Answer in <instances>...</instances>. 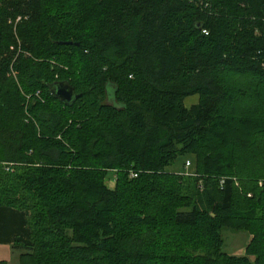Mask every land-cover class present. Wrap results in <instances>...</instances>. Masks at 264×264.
<instances>
[{"label": "trees", "instance_id": "obj_1", "mask_svg": "<svg viewBox=\"0 0 264 264\" xmlns=\"http://www.w3.org/2000/svg\"><path fill=\"white\" fill-rule=\"evenodd\" d=\"M0 206L18 264H264V0H0Z\"/></svg>", "mask_w": 264, "mask_h": 264}, {"label": "crops", "instance_id": "obj_2", "mask_svg": "<svg viewBox=\"0 0 264 264\" xmlns=\"http://www.w3.org/2000/svg\"><path fill=\"white\" fill-rule=\"evenodd\" d=\"M197 101L198 96L191 95L184 99V105L190 107ZM171 167L172 165L168 166L167 170L175 171ZM108 180H112V178ZM113 186L114 181L110 188ZM26 220L23 211L13 207L0 206V264H18L19 256L23 252L20 245L29 243V230Z\"/></svg>", "mask_w": 264, "mask_h": 264}, {"label": "rangeland", "instance_id": "obj_3", "mask_svg": "<svg viewBox=\"0 0 264 264\" xmlns=\"http://www.w3.org/2000/svg\"><path fill=\"white\" fill-rule=\"evenodd\" d=\"M190 157H180L177 158L173 164L172 169L177 172L184 171L183 164L186 159H189ZM109 178L105 179V183L107 186L111 187L113 183L112 180H108ZM248 233L243 231H234V230H224L223 231V237H224V246L223 249L225 252L233 255H242L244 253V247L247 243L248 239Z\"/></svg>", "mask_w": 264, "mask_h": 264}, {"label": "water", "instance_id": "obj_4", "mask_svg": "<svg viewBox=\"0 0 264 264\" xmlns=\"http://www.w3.org/2000/svg\"><path fill=\"white\" fill-rule=\"evenodd\" d=\"M50 92L58 100L65 104H70L75 101L79 94L75 93L74 88L68 81H58L51 88Z\"/></svg>", "mask_w": 264, "mask_h": 264}, {"label": "built area", "instance_id": "obj_5", "mask_svg": "<svg viewBox=\"0 0 264 264\" xmlns=\"http://www.w3.org/2000/svg\"><path fill=\"white\" fill-rule=\"evenodd\" d=\"M184 173L189 174V175H195L194 170H193V163L191 162L190 159H186L184 164ZM136 174H133V176ZM261 184V183H260Z\"/></svg>", "mask_w": 264, "mask_h": 264}]
</instances>
